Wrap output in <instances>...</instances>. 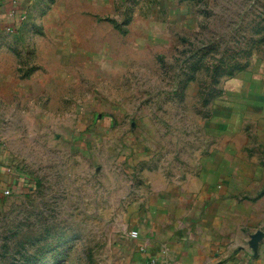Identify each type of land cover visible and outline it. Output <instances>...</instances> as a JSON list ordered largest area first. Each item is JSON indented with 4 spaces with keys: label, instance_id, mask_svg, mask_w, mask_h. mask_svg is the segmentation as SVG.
Returning a JSON list of instances; mask_svg holds the SVG:
<instances>
[{
    "label": "rangeland",
    "instance_id": "374dc122",
    "mask_svg": "<svg viewBox=\"0 0 264 264\" xmlns=\"http://www.w3.org/2000/svg\"><path fill=\"white\" fill-rule=\"evenodd\" d=\"M154 11L152 34L139 16L68 84L35 78L25 37L0 31V264H142L137 173L187 153L228 78L264 76V0Z\"/></svg>",
    "mask_w": 264,
    "mask_h": 264
},
{
    "label": "crops",
    "instance_id": "0c3cea01",
    "mask_svg": "<svg viewBox=\"0 0 264 264\" xmlns=\"http://www.w3.org/2000/svg\"><path fill=\"white\" fill-rule=\"evenodd\" d=\"M139 1L0 0V31L25 37L35 69H42L35 78L68 84L79 70L89 73L91 53L109 55L112 41L106 36L130 33L139 16L150 21L145 33H153L163 16L154 5L163 11L168 0H141L144 11ZM259 74L243 71L228 78L204 135L187 153L181 150L177 161L151 159L137 173L130 221L138 229L142 264L163 252L176 264H264V76Z\"/></svg>",
    "mask_w": 264,
    "mask_h": 264
},
{
    "label": "built area",
    "instance_id": "2783aa9c",
    "mask_svg": "<svg viewBox=\"0 0 264 264\" xmlns=\"http://www.w3.org/2000/svg\"><path fill=\"white\" fill-rule=\"evenodd\" d=\"M5 195H8L10 193L9 190L4 191ZM130 236L132 238H136L138 236V233L136 230H133L130 232ZM146 264H176L174 261L170 260L166 255L165 252H163L162 257H153L148 260Z\"/></svg>",
    "mask_w": 264,
    "mask_h": 264
}]
</instances>
